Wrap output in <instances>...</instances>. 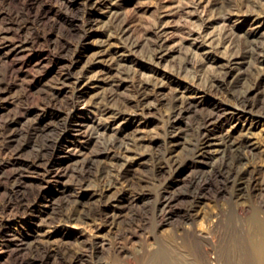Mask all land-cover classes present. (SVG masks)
Here are the masks:
<instances>
[{
	"label": "rangeland",
	"instance_id": "374dc122",
	"mask_svg": "<svg viewBox=\"0 0 264 264\" xmlns=\"http://www.w3.org/2000/svg\"><path fill=\"white\" fill-rule=\"evenodd\" d=\"M102 1L0 0V264H208L206 244L182 233L198 211L212 216L236 201L229 152H214L219 139L253 132L245 163L264 179V80L255 84L264 70V0ZM242 53L231 88L219 85L221 66ZM140 82L149 92L141 105ZM250 86L252 112L224 113L213 131L203 125L234 106L233 90ZM184 91L201 98L172 122V97ZM167 130L176 134L179 159L208 132L211 154L172 177L158 171L169 164ZM261 193L264 187L244 200L260 210ZM164 194L171 201L163 207ZM69 214L78 221H66ZM226 220L214 252L222 264H246L244 226ZM196 221L204 230L206 222Z\"/></svg>",
	"mask_w": 264,
	"mask_h": 264
},
{
	"label": "bare ground",
	"instance_id": "6f19581e",
	"mask_svg": "<svg viewBox=\"0 0 264 264\" xmlns=\"http://www.w3.org/2000/svg\"><path fill=\"white\" fill-rule=\"evenodd\" d=\"M111 1V0H110ZM100 2V1H99ZM101 2H103L101 0ZM102 4V3H101ZM121 28V27H120ZM121 32V31H120ZM124 32V31H123ZM122 33V32H121ZM119 34V33H118ZM123 34V33H122ZM121 37V36H120ZM22 43V42H21ZM25 45V44H24ZM127 45V44H126ZM128 46V45H127ZM133 46V45H132ZM250 52V51H249ZM248 52V53H249ZM16 53V52H15ZM124 55V54H122ZM123 57V56H122ZM116 58V57H115ZM114 58V60H115ZM246 56L242 53V54H237V55H233L228 61V63L226 65H222L221 67L224 68V71L222 73V77H221V80H219V85L223 86L226 84L229 86V88H231L232 84L234 83V80L237 78V75L235 74V69L236 66L239 64V63H243V60H245ZM113 60V61H114ZM117 61V60H116ZM115 62V61H114ZM120 65V64H118ZM220 67V68H221ZM17 68V67H16ZM11 70H14V68L12 67L11 65ZM117 70V69H116ZM18 71V70H17ZM120 71V70H119ZM16 72V70H15ZM219 73V72H218ZM240 73V72H239ZM217 75V74H216ZM219 75V74H218ZM221 75V74H220ZM86 76V75H85ZM84 76V77H85ZM240 76H241V73H240ZM220 78V76H218ZM88 78V77H87ZM89 78H92V77H89ZM216 78V77H215ZM93 79V78H92ZM217 80V79H216ZM256 82L255 84H259L261 83L263 80H264V70H260L258 75H257V78L255 79ZM78 81V80H77ZM114 81V80H113ZM119 82V81H118ZM148 82V81H147ZM83 84V83H82ZM150 84V83H149ZM216 84V83H215ZM83 86V85H82ZM178 86V85H177ZM185 86V85H184ZM190 86V85H189ZM224 86V87H225ZM188 87V86H187ZM213 87V85H212ZM255 86H250V87H245L239 91H234L233 90V94H229L227 96H230V99L229 101H232L233 105L232 107H226L224 109H222L224 112H220L219 110L215 113V112H212L210 115H208V117L206 119H203L205 120L204 123L202 121H200V124L201 122L203 123V125H207L212 131L215 129V127L217 126V124L219 122H222V116L224 115V113H229L231 115H245L247 114V112L250 113V111L252 112V110H254V103L251 102V94L253 92ZM80 88V87H79ZM148 88V84L145 83V82H140L139 83V86H138V96H137V103L139 105H141L143 103L144 100H146V96H147V90ZM179 88V87H178ZM214 88V87H213ZM217 89V88H216ZM222 89V88H221ZM177 90V88L175 89V91ZM184 90V89H183ZM187 90V89H186ZM198 90V88H197ZM201 90V89H200ZM232 90V89H231ZM179 91V90H177ZM176 91V92H177ZM182 91V89H181ZM218 91V90H217ZM216 91V92H217ZM221 91V90H219ZM228 91V90H227ZM137 92V91H136ZM220 93V92H219ZM223 93V91L221 92ZM228 93V92H227ZM217 94V93H216ZM224 94V93H223ZM175 95V94H174ZM173 95V96H174ZM221 95V94H220ZM173 98V99H172ZM172 103L174 104V109L173 111L171 112V120L172 122L177 119L180 115L182 116V114H184V112H186L187 109H189L190 107H192L193 103L195 102V99L198 98V101H199V98H201V93L199 91H193L191 93H186L185 91L184 92H181L180 95H177L172 97ZM229 98V97H228ZM133 99V100H134ZM225 99V97H223V100ZM227 99V98H226ZM100 100V99H99ZM90 101V100H88ZM97 102V101H96ZM105 102V101H104ZM222 102V100H221ZM91 103V102H90ZM145 103V102H144ZM143 103V104H144ZM125 104V103H124ZM195 104V103H194ZM103 105V104H102ZM101 105V106H102ZM131 105V104H130ZM129 105V106H130ZM96 106V105H94ZM99 106V105H98ZM112 106V105H111ZM128 106V105H127ZM128 106V107H129ZM132 106V105H131ZM130 106V107H131ZM135 106V105H134ZM195 106V105H194ZM125 107V105H124ZM137 106H135L136 108ZM196 107V106H195ZM214 107V106H213ZM217 107V106H216ZM220 107V106H219ZM126 108V107H125ZM133 108V110L135 109ZM141 108V106H140ZM139 108V109H140ZM218 108V107H217ZM100 109V108H99ZM115 109V108H114ZM117 109V108H116ZM127 109V108H126ZM124 110L126 113L128 112L127 110ZM192 109V108H190ZM264 109V107H263ZM106 110V109H105ZM118 110V109H117ZM123 110V109H121ZM131 109H129V112H130ZM131 110V111H133ZM213 110V109H212ZM256 110V109H255ZM73 111V110H72ZM141 111V110H140ZM263 111V110H262ZM100 112V111H99ZM124 112V113H125ZM134 112V111H133ZM138 112V111H136ZM117 113V112H116ZM125 113V114H126ZM132 113V112H131ZM140 113V112H139ZM258 113V112H257ZM260 113V112H259ZM114 114V113H113ZM109 115V114H108ZM117 115V114H116ZM128 115V114H127ZM131 115V114H130ZM128 115V116H130ZM205 115V114H204ZM203 115V116H204ZM217 116V120L213 121L211 120L212 119V116ZM263 115V114H262ZM103 116V114H102ZM111 116V115H109ZM248 116V115H247ZM106 117V116H105ZM112 117V116H111ZM118 117V116H117ZM124 117V116H122ZM224 117V116H223ZM264 117V116H263ZM113 118V117H112ZM203 118V117H202ZM238 118V117H237ZM246 118V117H245ZM244 118V119H245ZM73 119V118H72ZM102 118H100L101 120ZM110 119V118H109ZM122 119V118H121ZM252 119V118H251ZM250 119V120H251ZM93 121L95 119H92ZM123 120V119H122ZM121 122H125V121H122ZM170 120V121H171ZM228 120V119H227ZM70 121V120H69ZM89 121V120H88ZM99 121V120H98ZM96 121V122H98ZM105 121V120H103ZM254 121V120H253ZM100 122V121H99ZM110 122V121H109ZM116 122V121H115ZM127 122V121H126ZM252 122V121H251ZM80 122H77V124H79ZM84 123V122H83ZM119 123V121H118ZM117 123V124H118ZM75 124V123H74ZM98 124V123H97ZM107 124V123H106ZM121 124V123H120ZM119 124V125H120ZM169 124V123H168ZM92 124H89V125H84L86 128V130H83L85 131V133H88V129L92 128V126H90ZM203 125L201 126V129L203 127ZM251 125L253 126V122L251 123ZM77 126V125H76ZM168 126V125H167ZM170 126V125H169ZM223 126V125H222ZM115 127V126H114ZM117 127V125H116ZM173 127V126H172ZM232 127V126H231ZM103 128V127H102ZM205 128V127H204ZM208 128V129H209ZM248 128V127H247ZM78 129V128H77ZM198 129V127H197ZM231 129V128H230ZM79 130V129H78ZM171 130V129H170ZM170 130H167L166 132V141L168 143H170V146L166 148V152H162L164 153V156L168 159L167 161L169 162L167 166V168L161 166L158 168V171L160 172H163L165 169H168L169 173L171 172V177L172 176H175L176 174H178L182 168H185L186 166L190 165V164H194L195 166H197V163H200L201 160L203 161V159H205L207 157L208 154H211V147H212V141L213 138H212V135L209 134V132L203 136H201V140L198 142V144H194L195 145V148L194 150L192 151V155L187 158V159H184V157L182 158L181 160V157L180 159L178 158L179 156H177L178 154H174V137L176 134H173V132H171ZM91 131V130H90ZM95 131V130H94ZM100 131V130H99ZM175 131V130H174ZM201 131V130H200ZM227 131V130H226ZM226 131L224 133H226ZM251 130H249L248 132H250ZM93 132V131H92ZM179 132V130H178ZM177 132V133H178ZM199 132V131H198ZM205 132V131H204ZM207 132V131H206ZM219 132V131H218ZM79 133V132H78ZM77 133V134H78ZM84 133V134H85ZM246 133V132H245ZM82 134V133H81ZM83 134V135H84ZM89 134H93V133H90ZM223 134V133H222ZM228 134V133H227ZM244 134V133H243ZM242 134V135H243ZM253 134V132L251 133ZM250 134V136H251ZM80 135V134H79ZM86 135V134H85ZM220 135V134H219ZM216 136V135H214ZM250 136L248 134H244L242 136L241 139H238V141L236 140H232L231 137H230V142L227 140H220L221 143H222V148H218L217 150H215L214 152H229L228 153V156L230 155V162H229V165H230V170H231V174L228 176V180H231L232 182V185H233V193L232 196L234 195V197L236 198V201L235 202H231L229 206H227L228 208L226 210H220L218 211L216 214L212 215V216H206L205 214H203V212H197L193 222H192V225L189 227H185L183 228L184 232L182 233V235H186L187 238L189 237V235H191V237L193 238V240L195 241H199L201 243H204L206 244L205 246V258L207 259V263L208 264H217L218 262L221 263V256L219 254H221V252L216 255L215 252H214V245H215V235H217L216 233V228H218V224H220V222L223 220V219H228V220H234L236 219V221H239L242 223V225L244 226V230L245 232L247 233V238H248V246L246 245V247H248V252H247V261L245 260V263L246 264H264V210L262 211V209H264V202L263 201H260V210L256 209V208H253V205L250 204L249 202H245L244 200V197L246 199V197L252 195V193H254L255 191L257 190H262V188L264 187V179H263V182L259 181L257 177V173H258V168L257 167H253L252 165H247L245 163V161L248 159V155H246V153L244 152V149L246 150V148L249 146L252 147V143H250ZM79 137V136H78ZM91 137V136H90ZM94 137V136H93ZM91 137V138H93ZM217 137V136H216ZM229 137V136H228ZM88 138H89V135H88ZM225 138V137H224ZM227 138V137H226ZM83 139V138H82ZM90 139V138H89ZM113 139V138H111ZM131 139V138H130ZM133 142L135 143V145L138 144V139H136L135 137L133 138ZM131 139V140H132ZM85 140V139H84ZM164 140V141H165ZM112 141V140H111ZM116 141V139H115ZM198 141V140H197ZM88 142V141H87ZM84 143V141H83ZM166 143V142H165ZM177 143V142H176ZM215 143V142H214ZM114 144V142L112 143ZM124 145V144H123ZM135 145H132V146H135ZM193 145V146H194ZM76 146V145H75ZM122 146V145H121ZM119 145V148L121 147ZM79 147V146H78ZM254 148V147H253ZM75 150H78L77 148H74ZM126 149V148H125ZM256 149V147L254 148ZM122 150V149H121ZM124 150V149H123ZM133 150V149H132ZM213 150V149H212ZM259 150V149H258ZM79 151V150H78ZM128 151H130L129 149H126L124 151V153H128ZM164 151V150H163ZM250 151V150H249ZM255 152V151H254ZM76 153V152H75ZM83 153V152H82ZM248 153V152H247ZM262 153H263V150H262ZM77 154V153H76ZM79 154V153H78ZM84 154V153H83ZM122 154V153H121ZM126 154V155H127ZM215 154V153H214ZM163 155V154H162ZM258 155V154H256ZM212 156V155H211ZM214 156V155H213ZM224 156V155H223ZM227 156V157H228ZM154 157V156H153ZM188 157V156H187ZM209 157V156H208ZM219 157V156H218ZM217 158V157H216ZM161 159V158H160ZM164 160V159H163ZM215 160V158H214ZM221 160V159H219ZM218 160V161H219ZM166 162V161H165ZM207 163V160L205 161ZM204 162V163H205ZM213 163V162H212ZM211 163V164H212ZM225 162H223L224 164ZM210 164V163H209ZM161 165V164H160ZM130 166V162L128 161L127 163L124 164V168L122 169V175L125 174L126 172V169ZM184 171V170H183ZM182 171V172H183ZM193 171V170H192ZM211 171V170H209ZM118 172V171H117ZM165 172V171H164ZM168 173V172H167ZM195 173V172H194ZM193 174V173H192ZM191 174V175H192ZM119 175V174H118ZM188 176V174H186ZM120 176V175H119ZM117 177V176H116ZM123 177V176H122ZM190 177V176H188ZM227 177V176H226ZM177 178V177H176ZM196 178V177H194ZM115 179V178H114ZM128 179V178H127ZM131 179V178H130ZM111 180V179H110ZM190 180V179H189ZM192 180V179H191ZM116 180H114L115 182ZM127 181V180H126ZM132 181V179H131ZM172 181V180H171ZM193 181V180H192ZM117 182V181H116ZM121 182V181H120ZM167 182V181H165ZM261 182V183H259ZM164 183V182H163ZM191 183V181H190ZM129 184H130V181H129ZM111 185V184H110ZM113 185V184H112ZM169 185V184H168ZM109 186V185H108ZM126 186V185H125ZM133 186V185H132ZM162 186V185H161ZM165 186V185H163ZM171 186V185H170ZM128 187V186H127ZM129 188V187H128ZM130 189V188H129ZM131 190V189H130ZM129 190V192H130ZM101 191V190H100ZM126 191V190H125ZM163 191H166L165 189ZM119 192V191H118ZM260 192V191H259ZM120 193V192H119ZM100 195H103L104 194V191H101L99 193ZM161 194V193H159ZM262 196H263V193H261ZM162 196V195H161ZM167 197H169L167 195ZM178 197V196H177ZM264 197V196H263ZM163 198H164V202L161 203V205H167V203L169 201H171L170 199L167 200L165 194L163 195ZM166 198V199H165ZM173 198V197H172ZM249 198V197H248ZM262 198V197H261ZM120 199L119 195L113 197V198H110L108 201H106L107 203L105 204H110V205H114L118 202V200ZM131 200V199H130ZM235 200V199H234ZM233 200V201H234ZM243 200V201H242ZM160 204V203H159ZM169 205V204H168ZM161 206V207H162ZM194 203L193 205H191V209L193 208L194 209ZM101 207V206H100ZM164 207V206H163ZM256 207V205L254 206ZM98 209V208H97ZM103 210V208H101ZM113 209V208H112ZM95 211V210H94ZM97 211V210H96ZM109 212V211H108ZM114 212V211H113ZM112 212V213H113ZM98 213V212H97ZM110 214V213H109ZM108 214V215H109ZM100 215V214H99ZM106 215V216H108ZM193 216V215H192ZM65 220L70 222V221H78V219L76 218V216H74L73 214H69L67 216H65ZM116 218V215L114 216ZM194 217V216H193ZM202 219L203 221L206 222V225L205 227L203 226L204 230L202 231H198V229L195 228V224L194 222L198 219ZM64 220V221H65ZM106 220V219H105ZM189 220V219H188ZM110 221V220H109ZM112 221V219H111ZM201 221V220H199ZM212 221H215L216 223H210ZM227 221V220H226ZM197 222V221H196ZM225 222V221H224ZM110 223V222H109ZM198 223V222H197ZM202 223V221H201ZM222 223V222H221ZM227 224L229 222H226ZM234 222H232L231 224H233ZM236 223V222H235ZM235 223L233 225H235ZM204 224V222L202 223V225ZM216 224V225H215ZM224 224V223H223ZM237 224V223H236ZM239 224V223H238ZM237 224V225H238ZM201 225V224H200ZM221 225V224H220ZM225 225V224H224ZM236 225V226H237ZM218 226V227H217ZM228 227V226H227ZM224 228L225 229H227ZM233 227V226H232ZM235 227V226H234ZM238 227V226H237ZM240 227V225H239ZM221 228V226H220ZM229 228V227H228ZM243 228V227H242ZM239 229V231L243 229ZM230 230H231V227H230ZM235 230V229H234ZM237 230V228H236ZM235 230V231H236ZM228 231V230H227ZM238 231V230H237ZM227 233V232H226ZM220 236V235H219ZM190 238V237H189ZM183 239V238H182ZM186 238L183 239L182 243L180 242V250H181V253H182V257H184L185 259H187V257L190 255L189 253V247L187 246L188 243L185 241ZM191 240V239H190ZM245 240V239H244ZM102 242V241H101ZM191 242V241H190ZM220 242V241H219ZM224 241H222L223 243ZM243 242V241H241ZM195 242H193L194 244ZM197 244L198 246L202 245V244ZM221 243V244H222ZM244 244V243H243ZM103 245V242L102 244ZM197 245H194V246H197ZM197 246V247H198ZM218 246V244H217ZM222 246V245H221ZM101 247V246H100ZM99 247V248H100ZM204 247V246H203ZM225 247V246H224ZM245 247V244L244 246ZM98 248V249H99ZM201 248V247H199ZM102 249V248H101ZM218 249V248H217ZM216 249V250H217ZM15 250V249H13ZM193 250V249H192ZM197 251V250H195ZM244 251V250H243ZM246 251V250H245ZM194 252V251H193ZM15 253V251H13V254ZM244 253V252H243ZM11 253V255H13ZM201 254V253H200ZM216 255V256H213V255ZM192 255V254H191ZM203 255V254H201ZM197 256V254H196ZM223 257L225 255H222ZM227 256V254H226ZM225 256V257H226ZM198 257V256H197ZM228 257V256H227ZM194 260L196 259L195 257H193ZM229 258V257H228ZM200 259V258H199ZM197 260V259H196ZM239 260H242L239 259ZM238 260V261H239ZM244 260V259H243ZM200 261V260H198ZM238 263V262H237ZM205 264V263H204ZM243 264V263H242Z\"/></svg>",
	"mask_w": 264,
	"mask_h": 264
}]
</instances>
